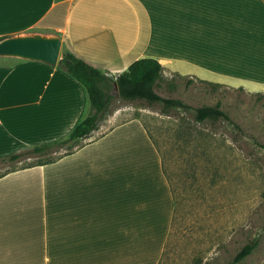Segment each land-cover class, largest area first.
I'll return each instance as SVG.
<instances>
[{
	"label": "crops",
	"instance_id": "crops-1",
	"mask_svg": "<svg viewBox=\"0 0 264 264\" xmlns=\"http://www.w3.org/2000/svg\"><path fill=\"white\" fill-rule=\"evenodd\" d=\"M58 36L112 77L154 58L166 78L264 92V0H0L3 40ZM89 107L59 63L0 68V156L66 137ZM106 124L0 177V264H159L175 208L161 153L138 118Z\"/></svg>",
	"mask_w": 264,
	"mask_h": 264
},
{
	"label": "rangeland",
	"instance_id": "rangeland-1",
	"mask_svg": "<svg viewBox=\"0 0 264 264\" xmlns=\"http://www.w3.org/2000/svg\"><path fill=\"white\" fill-rule=\"evenodd\" d=\"M59 39L56 64L68 50ZM19 59L25 58L6 53L0 46V68ZM173 77L176 88L162 85L158 89L162 96L182 99L194 109L221 102L232 122L196 123L194 111L175 109L165 114L161 104L124 101L114 91L111 107L99 123L141 120L172 178L178 208L176 212L174 208V223L159 264H229L254 240L258 246L238 264H264V92L224 84L212 87L195 78L187 85L190 78L180 73L166 79ZM78 144H72L75 150ZM70 150L66 146L47 156L27 155L11 163L0 156V176Z\"/></svg>",
	"mask_w": 264,
	"mask_h": 264
},
{
	"label": "trees",
	"instance_id": "trees-1",
	"mask_svg": "<svg viewBox=\"0 0 264 264\" xmlns=\"http://www.w3.org/2000/svg\"><path fill=\"white\" fill-rule=\"evenodd\" d=\"M0 40L2 39L0 38ZM59 67L65 70L85 88L90 106L88 114L66 137L54 142L30 146L22 151L4 156L1 158L2 160L11 163L20 161L27 155L47 156L53 151L66 146L72 147V150L63 155L73 153L75 148L72 144L89 137L92 132L98 128L100 121L108 113L113 99L115 98L114 91H117L119 98L124 101H142L146 102L149 106L161 104L165 114H170V112L175 109H182L188 112L194 111V121L196 123H218L220 121L232 122L230 114L223 109L221 102H218L216 105H203L194 109L190 104L186 103L182 99L167 98L162 96L158 89L164 84L170 89H175L177 86L176 77H173L170 80L166 79L164 75V66L154 58H142L136 60L130 65L127 71L117 75L116 77H112L84 59L76 56L68 50H65L63 51L62 58L59 61ZM175 76L182 77L178 74H175ZM198 81L204 84H209L212 87L224 86L223 84L212 83L201 79ZM193 82L194 79H188L187 85H190ZM182 135V132L179 133L180 137H182ZM63 155L26 167L52 163L61 158ZM163 170L173 192L176 212L178 208V200L173 188L172 178L169 175L164 161ZM11 171H8L1 176H4ZM257 246L258 242L256 240L249 242L238 252L229 264H238L242 262L253 253Z\"/></svg>",
	"mask_w": 264,
	"mask_h": 264
},
{
	"label": "water",
	"instance_id": "water-1",
	"mask_svg": "<svg viewBox=\"0 0 264 264\" xmlns=\"http://www.w3.org/2000/svg\"><path fill=\"white\" fill-rule=\"evenodd\" d=\"M4 52L25 59H37L51 64L59 60L61 40L42 38H9L0 45Z\"/></svg>",
	"mask_w": 264,
	"mask_h": 264
},
{
	"label": "bare ground",
	"instance_id": "bare-ground-1",
	"mask_svg": "<svg viewBox=\"0 0 264 264\" xmlns=\"http://www.w3.org/2000/svg\"><path fill=\"white\" fill-rule=\"evenodd\" d=\"M19 58V57H18Z\"/></svg>",
	"mask_w": 264,
	"mask_h": 264
}]
</instances>
